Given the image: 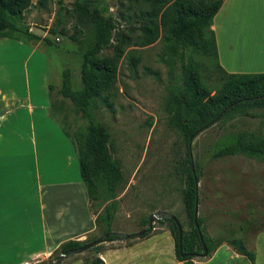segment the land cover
I'll use <instances>...</instances> for the list:
<instances>
[{"label": "rangeland", "instance_id": "374dc122", "mask_svg": "<svg viewBox=\"0 0 264 264\" xmlns=\"http://www.w3.org/2000/svg\"><path fill=\"white\" fill-rule=\"evenodd\" d=\"M73 1L48 0L44 6H36L37 0H32L33 5L21 22L23 27L57 44L40 45L47 51L42 53L49 59V82L56 88L61 84L64 68L70 69L74 87H82L83 52L96 38L93 18L74 10ZM103 1L118 28L127 32L133 27L134 34L138 25L135 19L124 22L118 14L133 13L138 6L122 0ZM50 27L55 29L54 33L48 32ZM7 46L9 49L4 51L13 54V58L2 56L0 64L6 59L8 66L19 73L22 57L18 58L16 52L21 55L26 51ZM111 54V47L102 51V55ZM132 56L140 59L135 66L130 64ZM192 57L199 63L204 83L215 90L221 84V72L216 68L214 57L201 52L192 53ZM177 65L166 53L161 38L144 47L127 45L119 59L116 81L111 89L113 107L108 108L99 97L89 109L92 118L109 130L111 153L123 173L116 190L111 231L126 233L129 237L106 239L97 249L90 247L55 262L60 254L58 247L31 264H89L98 258L103 264H186L176 256L170 221L156 219L145 236H138V232L148 227L150 216L157 211L176 215L183 229H189L183 201L185 173L189 166L199 174L197 216L202 221V230L222 246L213 254L194 256L192 261L195 264H264V160L241 154L213 156L217 139L228 132L248 129L264 134V107L250 109L251 114H236L215 122L198 132L187 145L179 130L170 125L167 110L168 96L178 73ZM53 103L50 110L64 126L73 129L87 123L88 119L69 99L54 92ZM104 205L98 207L97 201H90L95 217L103 212ZM104 232L105 224L99 221L81 240L92 241ZM230 237L247 238L246 246L254 252L255 260L252 262L226 248L231 247L226 241Z\"/></svg>", "mask_w": 264, "mask_h": 264}, {"label": "trees", "instance_id": "16d2710c", "mask_svg": "<svg viewBox=\"0 0 264 264\" xmlns=\"http://www.w3.org/2000/svg\"><path fill=\"white\" fill-rule=\"evenodd\" d=\"M47 1L37 0L36 6H44ZM60 1L58 0L59 3ZM123 1L138 6V10L133 13L118 14L124 22L129 23L131 19H135L138 25L134 34H132L133 27L128 28L127 32L118 28L115 18L107 13L108 6L103 0L73 1L74 10L78 9L90 15L96 25L95 41L83 52L80 67L82 87H74L69 68L62 70L61 84L57 88L51 83L48 84L50 106H54L55 92L62 98L69 99L88 119L83 126L72 129L55 118L73 144L80 177L86 187L89 201H97L98 207L108 202L104 205L103 212L96 214L95 217V223L104 222V233L111 231L116 207V190L123 180V173L120 164L111 153L109 130L103 123L92 118L89 109L92 102L99 97L108 108L113 107V102L110 100L111 89L116 81L118 62L125 46L144 47L161 38L173 64H178V73L168 96L167 110L170 125L179 130L187 145L191 136L194 137L215 122L230 119L236 114H251L250 109L264 107V72L229 73L218 63L215 34L211 24L223 0ZM95 2L97 4H94ZM32 5V0H0V38H13L24 45L47 53L40 45L57 44L49 37L38 35L21 25L25 13ZM48 32L54 33L55 29L50 27ZM61 32L64 33L63 30ZM75 34L76 31L72 35L74 39ZM109 47L112 48V54L102 55V51ZM194 52L214 57L216 68L221 72V84L215 90H211L202 80L199 63L192 57ZM139 60L138 56H132L130 64L135 66ZM49 114L54 117L51 110ZM236 154L258 161L264 160V134L242 129L228 132L217 139L213 150L214 157ZM198 180L199 174L192 166L187 167L183 201L189 229H183L178 219L183 229L180 246L177 226L173 220H170L176 256L186 264H195L191 259L192 256L187 253L202 254L203 252L200 234L207 248V254L215 251L219 246L218 242H214L203 232L201 219L197 216L196 223L194 220V209L196 203L198 204ZM143 230L142 236H145L151 229L147 227ZM111 239H115V236L109 234L107 240ZM226 241L238 254L252 262L255 260L254 252L247 248L243 238L230 237ZM87 242L90 241L67 240L60 245V253L80 247ZM99 246L97 244L92 248L97 249ZM182 253L185 255L182 256ZM89 264H103V261L98 258L90 261Z\"/></svg>", "mask_w": 264, "mask_h": 264}, {"label": "crops", "instance_id": "0c3cea01", "mask_svg": "<svg viewBox=\"0 0 264 264\" xmlns=\"http://www.w3.org/2000/svg\"><path fill=\"white\" fill-rule=\"evenodd\" d=\"M211 29L226 72H264V0H223ZM0 44V57L13 58L7 45L26 51L16 52L21 72L0 64V264H31L81 240L95 215L73 144L49 114L48 57L12 38Z\"/></svg>", "mask_w": 264, "mask_h": 264}, {"label": "water", "instance_id": "95a60500", "mask_svg": "<svg viewBox=\"0 0 264 264\" xmlns=\"http://www.w3.org/2000/svg\"><path fill=\"white\" fill-rule=\"evenodd\" d=\"M219 117H220V115L217 117V119H219ZM192 138H193V136L190 137V139H189L190 142H191ZM197 208H198V204L196 203L195 209H194V220H195V223H196V218H197ZM156 219L165 220V221H170V220L174 221L175 225L177 226V230H178L179 246H180L181 245V241H182L183 229L181 227V224H180L178 218L174 214H172L170 212L157 211L155 213H152V215L150 216V218L148 220V228H150V229L153 228V221L156 220ZM196 226L198 227L197 224H196ZM143 233H144V230H141V231L138 232L139 235H142ZM109 234L114 235L116 239H125V238L129 237V234H126V233H118V232H113V231H111L109 233H104L102 236H100V237H98V238H96V239H94V240H92L90 242H87V243H85L84 245H82L80 247L62 251L59 254V256L57 257V259L55 260V262H59L60 259H62L63 257H65L68 254L81 252V251H84V250L94 246V245L102 243L103 241H105L107 239ZM200 239H201L202 244H203V252H202V254H197L195 252H190V253H187L188 255H190L192 257L200 256V255L201 256H206L207 255V248H206L205 244L203 243V239H202V235L201 234H200ZM180 250H181V248H180ZM181 255L184 256L185 254L182 253Z\"/></svg>", "mask_w": 264, "mask_h": 264}]
</instances>
